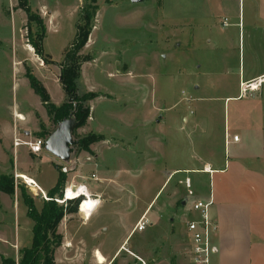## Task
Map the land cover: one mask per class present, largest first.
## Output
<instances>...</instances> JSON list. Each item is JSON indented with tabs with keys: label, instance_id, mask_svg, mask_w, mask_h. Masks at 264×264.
I'll use <instances>...</instances> for the list:
<instances>
[{
	"label": "rangeland",
	"instance_id": "obj_1",
	"mask_svg": "<svg viewBox=\"0 0 264 264\" xmlns=\"http://www.w3.org/2000/svg\"><path fill=\"white\" fill-rule=\"evenodd\" d=\"M28 1L45 23L44 49L51 61L44 63L29 44L30 23L18 0H0V174H13L16 183L14 196L0 195V264L3 258L16 261L23 246L32 242L33 221L26 214L20 187L35 200L38 209L44 200L41 191L24 179L33 184L32 177L48 189L57 181L56 165L62 163L70 170L68 179L85 177L93 193L111 200L87 219L79 211L65 215L72 226L69 232L62 227L63 240L55 252V264H97L95 251L102 248L112 255L127 232L130 237L124 248L114 261L104 264H143L141 260L145 264H181L188 244V200L212 198L210 213L215 218L220 189L238 196L233 191L236 186L224 179L232 175L180 171L168 178L178 167L202 168L201 160L212 156L225 165L218 135L222 106L215 100L239 89V41L235 37L232 47L227 42L217 47L215 40H209L217 33L213 24L222 26L227 14L217 10L211 0ZM239 3L232 0L233 12L238 13ZM85 4L96 11L94 27L82 51L90 59L82 65L78 93L95 91L96 97L87 102L91 116L84 126L74 129L73 139L77 144L95 134L103 140L91 144L89 151L73 146L67 162L45 148L39 155L30 153V161L22 153L28 148H16L15 137L47 139L57 124L27 77L35 75L56 106L66 102V94L55 79ZM248 54L246 49L242 55L246 64ZM221 69L222 73L217 72ZM128 71L131 73L126 74ZM157 107L161 109L158 116L165 120L160 124L155 117ZM187 175L193 180L191 189L186 180L182 182ZM239 186L240 191L246 188ZM189 190L193 197H189ZM249 194L264 197L260 188L256 192L250 189ZM88 201L87 205L93 203L91 198ZM239 203L238 199L233 201ZM144 215L149 220L147 228L132 234ZM18 236L23 245L18 244Z\"/></svg>",
	"mask_w": 264,
	"mask_h": 264
},
{
	"label": "crops",
	"instance_id": "obj_2",
	"mask_svg": "<svg viewBox=\"0 0 264 264\" xmlns=\"http://www.w3.org/2000/svg\"><path fill=\"white\" fill-rule=\"evenodd\" d=\"M211 1H213L217 10H221L227 15L222 20V26L213 24V29L217 33H215L213 39L209 40V42L213 43L215 40L217 47H221L223 43L227 42L226 45L232 47L231 42L235 37L239 41V89L238 91H229V93H225L215 100L222 106L223 114H220L222 130L219 131L218 135L220 142L223 144L225 155L227 156L228 153V157L225 156L226 161L224 166L221 165L218 159L212 156L210 160H201L204 162L202 168L186 167L182 169L178 167L168 174V178L174 172L178 173L180 171H200L208 173L209 175H232L227 178L224 177V179L229 181L232 186H236V188H233V191L238 196L224 193L222 189L218 191V201L220 203L215 208L214 219L219 224V230L213 240L214 253L212 255V264H264V209H260L261 205L264 207V200H262L264 197L258 194L250 197L249 194L250 189L256 192L259 188L262 190V194H264V85L260 90L252 94L242 95L240 93V81H249L264 74V0H243V4L245 5L243 13L241 10L242 0H238L240 1L238 13L232 11V0ZM233 1L235 2V0ZM246 49L249 51L248 64L245 63L244 58L242 59V55L244 56ZM227 55L230 56V54ZM216 61L214 60L213 62ZM217 72L222 73V69ZM130 73L128 71L126 74ZM59 74L60 71L55 80L61 85ZM196 88H199V86ZM63 99L58 104H61ZM154 110L157 112L155 113V117L158 118L157 122L160 124L165 121L163 116H158L161 109L157 107ZM21 119L23 120V117ZM184 121H187L186 117H184ZM29 132L26 130L27 135L30 134ZM234 136H238V141L233 139ZM18 152L20 153L17 150ZM22 153L23 155L26 154V158L30 161L33 160L30 155L32 152L29 148L25 151L23 150ZM21 164L23 165L24 163ZM77 176L67 178V181L84 183L89 189L86 183L87 178H80V176L78 178ZM30 178L36 182L37 187L45 194L53 187L45 189L34 178ZM187 178L190 177L187 175L182 182L185 183ZM106 179L116 182L114 177H108ZM190 180L193 184V180L191 178ZM219 181L221 183L223 180L220 178ZM239 185H246V188L240 191ZM89 191L92 194H98L93 193L90 189ZM98 195L101 196V204L97 209L100 206L102 208L106 201L111 200H104L105 198L101 194ZM237 199L240 200V203L233 204V201ZM151 204L152 202L148 205V211ZM86 207L87 203H83L82 209ZM82 215H84L83 212ZM64 221L66 222L63 223L61 221L59 225V232L61 233H64L62 230L63 225L64 230H67V232L70 231V227L72 226L66 217ZM129 237L130 235L127 232L123 242L112 255L100 247L101 251H98L104 256L105 262L116 259ZM17 242L18 244H22V238L20 236H18ZM23 247L26 246L24 245ZM182 259L181 264H186V251ZM95 261L97 264L105 263Z\"/></svg>",
	"mask_w": 264,
	"mask_h": 264
},
{
	"label": "trees",
	"instance_id": "obj_3",
	"mask_svg": "<svg viewBox=\"0 0 264 264\" xmlns=\"http://www.w3.org/2000/svg\"><path fill=\"white\" fill-rule=\"evenodd\" d=\"M18 5L19 8L25 11L30 23L28 27L29 44L44 63H50L51 55L46 53L44 49V39L47 30L43 18L32 10L28 0H18ZM95 11V7L88 4L81 8L79 19L76 23L75 38L64 52L59 81L67 97L66 102L56 106L51 101V96L44 84L35 75L29 74L27 77L31 88L40 97L47 113L55 124L66 118L73 117L76 121L74 128L76 129L84 126L91 116V106L87 102L94 99L96 93L89 92L80 95L78 93V80L81 77L83 63L90 59L82 51L87 45L94 27ZM47 134L48 132H46ZM101 140H103V136L90 134L78 141L74 146L79 145L81 149L89 151L91 144ZM56 168L58 170L56 184L47 191L46 195L49 199L43 200L40 209L37 208L35 200L27 194L26 189L23 186L20 187L21 196L27 207L26 214L33 221V236L31 245L21 250L19 264H55V252L61 246L63 240V235L59 232V225L67 213L78 212L79 200L68 201L67 207L55 200L63 197V190L67 182V175L61 171L60 165H57ZM15 192L14 175L0 174V195L4 193L14 196ZM3 264H16V262L11 258H3Z\"/></svg>",
	"mask_w": 264,
	"mask_h": 264
},
{
	"label": "built area",
	"instance_id": "obj_4",
	"mask_svg": "<svg viewBox=\"0 0 264 264\" xmlns=\"http://www.w3.org/2000/svg\"><path fill=\"white\" fill-rule=\"evenodd\" d=\"M264 85V74L249 81H240V93L242 95H249L261 89ZM233 139L238 141V136H234ZM44 138H35L33 140H23L15 137L14 145H25L34 154H41L45 148ZM60 169L63 173L69 174L70 170L63 163L60 165ZM93 179H97L96 175H92ZM28 185L37 187L36 182L33 184L24 179ZM187 188L191 189V181L186 179ZM38 188V187H37ZM39 189V188H38ZM40 190V189H39ZM41 191V190H40ZM72 192L73 197L68 198V193ZM41 195L44 199L48 200L47 195L41 191ZM194 193L189 190V197H193ZM90 197L93 203H89ZM59 204H67L70 200H79L78 209L82 215V204L88 201L87 210L84 211L83 218L87 219L101 204V196L98 194H92L84 183H75L73 181H67L63 190V197L55 199ZM190 203V218L186 222V234H187V249H186V264H212V255L214 253L213 235L219 230L218 222L211 216L210 207L213 205V199H196L187 202ZM149 224V220L146 215L142 216L137 222L133 232L144 231ZM19 257L16 259V264H19ZM143 264L145 262L141 260Z\"/></svg>",
	"mask_w": 264,
	"mask_h": 264
},
{
	"label": "water",
	"instance_id": "obj_5",
	"mask_svg": "<svg viewBox=\"0 0 264 264\" xmlns=\"http://www.w3.org/2000/svg\"><path fill=\"white\" fill-rule=\"evenodd\" d=\"M133 1L137 2L142 0ZM75 126L76 121L73 117L60 121L46 139L45 150L59 158L62 162L69 161L72 147L76 144L73 139V130ZM182 204H185V201H183Z\"/></svg>",
	"mask_w": 264,
	"mask_h": 264
},
{
	"label": "bare ground",
	"instance_id": "obj_6",
	"mask_svg": "<svg viewBox=\"0 0 264 264\" xmlns=\"http://www.w3.org/2000/svg\"><path fill=\"white\" fill-rule=\"evenodd\" d=\"M70 195L71 197H73L72 195H74V193L70 192ZM68 197H69V193H68ZM88 201V200H86ZM85 203V202H84ZM81 211L84 213L85 210L81 209ZM95 257H96V260L100 263H104L105 262V258L104 256L101 254L100 251L96 250L95 251Z\"/></svg>",
	"mask_w": 264,
	"mask_h": 264
}]
</instances>
